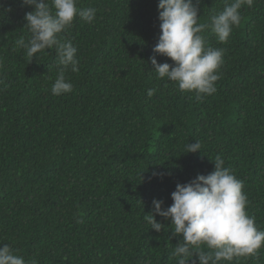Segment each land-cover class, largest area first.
Here are the masks:
<instances>
[{"label": "trees", "instance_id": "16d2710c", "mask_svg": "<svg viewBox=\"0 0 264 264\" xmlns=\"http://www.w3.org/2000/svg\"><path fill=\"white\" fill-rule=\"evenodd\" d=\"M158 3L77 0L96 17H77L62 34L78 49L79 71L65 73L73 91L54 96L55 48L30 62L16 45L31 35L24 15L33 8L0 0V244L27 262L177 264L182 237L170 220L157 215L165 226L156 232L143 217L153 199L170 206L177 183L211 173L217 155L243 182L246 212L264 230V0L242 7L226 43L210 28L202 33L224 50V63L217 91L200 100L153 71L154 55L173 63L153 52ZM197 7L198 22L210 25L224 0ZM196 141L201 150L184 153ZM231 264H264V247Z\"/></svg>", "mask_w": 264, "mask_h": 264}, {"label": "clouds", "instance_id": "9594fccd", "mask_svg": "<svg viewBox=\"0 0 264 264\" xmlns=\"http://www.w3.org/2000/svg\"><path fill=\"white\" fill-rule=\"evenodd\" d=\"M200 0H159L161 35L153 52L173 61L158 63L151 57L157 79L175 82L181 92L194 93L197 100L214 94L220 79L219 69L224 63V50L207 46L202 33L210 28L221 43H226L234 27L241 23L243 6L251 8L254 0H224L223 10L210 17V25L199 23L197 5ZM23 6L33 8L24 15L25 26L30 32L26 40L16 41L30 58L55 48L58 75L52 85L54 96L73 91V84L65 76L67 71H79L77 47L62 34L69 30L79 17L92 23L96 17L94 7L78 8L77 0H21ZM3 83V81H0ZM156 89H149L152 97ZM201 150L200 142L185 145L184 153ZM214 170L207 175H197L187 183H177L171 193L173 203L164 207V201L153 199L152 210L143 219L156 232L164 230L165 224L156 216L170 220L174 236L182 237L172 256L177 264H222L240 257H255L264 247V230L258 229L255 217L246 212L247 195L243 182L224 166L217 155ZM160 173H153L154 177ZM206 248L207 251L202 250ZM0 264H35L27 262L9 244H0Z\"/></svg>", "mask_w": 264, "mask_h": 264}]
</instances>
